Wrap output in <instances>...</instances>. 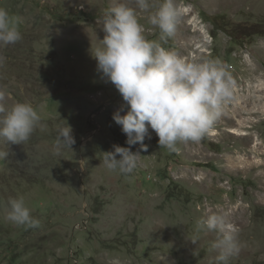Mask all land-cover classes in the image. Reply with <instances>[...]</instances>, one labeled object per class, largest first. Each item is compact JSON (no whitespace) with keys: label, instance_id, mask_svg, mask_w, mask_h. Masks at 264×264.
Instances as JSON below:
<instances>
[{"label":"rangeland","instance_id":"374dc122","mask_svg":"<svg viewBox=\"0 0 264 264\" xmlns=\"http://www.w3.org/2000/svg\"><path fill=\"white\" fill-rule=\"evenodd\" d=\"M117 2L0 0L22 34L0 47V86L9 106L31 102L46 125L24 144L0 140L9 152L0 159V264H216V233L197 230L211 213L240 229L228 264H264V0H175L181 16L166 41L150 23L162 0L137 8L147 39L218 61L236 87L198 141L169 151L150 129L128 175L102 163L113 145H140H127L113 120L124 101L92 55L103 47L102 16ZM67 124L76 143L56 155ZM20 195L39 227L6 218L9 198Z\"/></svg>","mask_w":264,"mask_h":264},{"label":"clouds","instance_id":"9594fccd","mask_svg":"<svg viewBox=\"0 0 264 264\" xmlns=\"http://www.w3.org/2000/svg\"><path fill=\"white\" fill-rule=\"evenodd\" d=\"M118 0L103 16L101 40L92 55L97 60V71L111 82L123 98L124 104L113 114V120L127 136L126 144H139L136 152L131 147L113 145L104 152L103 165L110 172L128 175L134 172L141 156L147 151L146 137L150 129L158 136L160 147L177 151V142L198 141L218 119L225 104L231 99L236 83L218 61H198L166 49L160 42L145 37L137 8L147 11L150 0ZM181 16L175 0H162L150 16V23L160 30V40L174 34ZM22 39L19 21L0 7V47ZM8 94L0 86V140L24 144L39 128L46 127L42 117L29 101L7 104ZM124 113V114H121ZM76 143L70 125L57 130L53 152L60 155ZM9 152L0 151V159ZM119 157V158H118ZM7 219L14 224L39 227L40 220L31 215L24 196L9 198ZM197 230L216 233L212 247L217 250L216 264H228L230 257L240 250V229L226 214L211 213L197 222Z\"/></svg>","mask_w":264,"mask_h":264}]
</instances>
